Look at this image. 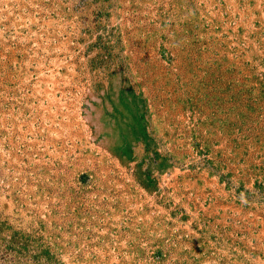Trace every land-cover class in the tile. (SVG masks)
I'll use <instances>...</instances> for the list:
<instances>
[{
  "label": "rangeland",
  "instance_id": "rangeland-1",
  "mask_svg": "<svg viewBox=\"0 0 264 264\" xmlns=\"http://www.w3.org/2000/svg\"><path fill=\"white\" fill-rule=\"evenodd\" d=\"M0 240H264V0H0ZM0 264H264V241H0Z\"/></svg>",
  "mask_w": 264,
  "mask_h": 264
}]
</instances>
